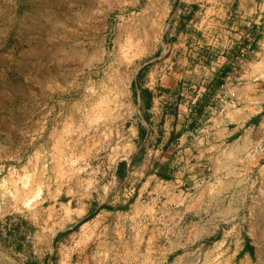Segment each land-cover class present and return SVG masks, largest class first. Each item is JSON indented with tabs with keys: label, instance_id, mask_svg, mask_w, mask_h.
<instances>
[{
	"label": "rangeland",
	"instance_id": "rangeland-1",
	"mask_svg": "<svg viewBox=\"0 0 264 264\" xmlns=\"http://www.w3.org/2000/svg\"><path fill=\"white\" fill-rule=\"evenodd\" d=\"M214 2L0 0V264H236L224 257L239 232L224 223V179L186 173V186L163 188L141 135L155 91L170 98L168 123L212 105L219 68L169 60L166 45L190 12L209 27ZM262 128L241 163L259 197Z\"/></svg>",
	"mask_w": 264,
	"mask_h": 264
},
{
	"label": "crops",
	"instance_id": "crops-1",
	"mask_svg": "<svg viewBox=\"0 0 264 264\" xmlns=\"http://www.w3.org/2000/svg\"><path fill=\"white\" fill-rule=\"evenodd\" d=\"M183 17L185 22L190 19L189 25L170 33L179 41L166 45L173 52L169 60L219 68L217 79L221 78L223 84L199 119L197 110L188 104L190 115L175 110L172 123H168L172 115L169 96L152 93L149 127L141 132L142 146L152 154L146 162H153L154 178H159V184L170 191L187 185L179 179L186 173L195 181L206 173L211 176L209 179H224V223L226 228L239 229L238 235H225L224 257H230L236 264H264V194L259 197L248 186L249 172L241 165L248 148L260 143L263 134L264 104L260 95L264 92L261 68L264 66V0H215L207 12L209 27L204 28L205 16L198 30L194 28L196 14L190 12ZM222 97L235 104L225 114H220L216 107ZM137 99L142 103L146 97L138 92ZM158 105L163 111L162 121L155 124ZM196 132H204L205 136L196 138ZM155 149H161V155L153 158ZM171 159L172 162L176 159L174 164H170ZM125 163L129 170L136 169L134 157ZM168 176L170 181L165 179ZM210 220L217 224L216 213Z\"/></svg>",
	"mask_w": 264,
	"mask_h": 264
},
{
	"label": "trees",
	"instance_id": "trees-1",
	"mask_svg": "<svg viewBox=\"0 0 264 264\" xmlns=\"http://www.w3.org/2000/svg\"><path fill=\"white\" fill-rule=\"evenodd\" d=\"M101 209H102V208H101ZM94 215H95V214H92L91 216L85 218L82 222H80V223L78 224V226H81V225H83V224L89 222L91 219H93V218L95 217Z\"/></svg>",
	"mask_w": 264,
	"mask_h": 264
},
{
	"label": "bare ground",
	"instance_id": "bare-ground-1",
	"mask_svg": "<svg viewBox=\"0 0 264 264\" xmlns=\"http://www.w3.org/2000/svg\"><path fill=\"white\" fill-rule=\"evenodd\" d=\"M246 50H248V49H246Z\"/></svg>",
	"mask_w": 264,
	"mask_h": 264
}]
</instances>
